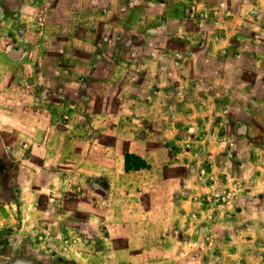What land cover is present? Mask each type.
<instances>
[{"label":"crops","instance_id":"1","mask_svg":"<svg viewBox=\"0 0 264 264\" xmlns=\"http://www.w3.org/2000/svg\"><path fill=\"white\" fill-rule=\"evenodd\" d=\"M9 2L1 3L0 15V62L6 57L15 67L12 83L0 77L7 101L16 107L51 101L49 92L35 95L36 86L53 88L55 73H70L69 86L80 90L78 97L62 95L71 106L65 116L78 120L83 112L108 122L124 104L138 127L129 136L118 122L106 125L117 134L118 152L127 134L130 147L121 149V164L100 163L97 172L150 170L163 179L151 185L168 205L153 212L167 217L164 231L186 239L189 263L264 264V135L255 139L250 127L244 143L233 140V105H264L257 81L264 74V0ZM170 23L176 26L167 29ZM72 130L55 126L46 134L63 137L61 150ZM157 151L166 158L156 161ZM126 152L148 159V166L127 170ZM60 184L69 189L67 180Z\"/></svg>","mask_w":264,"mask_h":264},{"label":"rangeland","instance_id":"2","mask_svg":"<svg viewBox=\"0 0 264 264\" xmlns=\"http://www.w3.org/2000/svg\"><path fill=\"white\" fill-rule=\"evenodd\" d=\"M175 26L170 23L167 29ZM98 29L101 34L116 35L113 28ZM129 41L131 36H126L127 44ZM56 47L60 48L59 43ZM14 68L2 57L0 77L8 76L7 82L12 83ZM71 77L70 73H55L53 88H43L44 82H39L35 95L49 92L53 98L31 107H16L7 101V89L0 87V264H191V255L182 246L184 237L176 231H164L167 217L153 212L168 205L163 196L159 197L161 189L153 190L151 185L157 181L160 187L163 179L150 170L141 175L122 172L120 177L107 168L97 172L100 163L111 166L114 162L117 167L120 159L121 164V149L130 147L131 137L127 136L135 125L123 112L124 104L109 115L108 122L100 116L90 120L83 112L77 115L81 116L78 120L65 116L71 106L64 103L62 95L78 97L80 90L69 86ZM257 81L259 94L264 96V74ZM239 106L233 105V140L244 143V133L250 127L257 133L254 138L260 140L264 135V105H256L259 108L255 110ZM117 122L120 132L128 133L122 139L125 142L119 144L120 152L117 134L106 132L107 126ZM55 126L73 129L61 150L57 144L63 137L46 134ZM109 128L111 133L117 132ZM154 156L156 161L166 158L159 151ZM47 157L52 166L46 171L42 165ZM92 162L94 176L85 181L83 173L90 171L86 167ZM62 180L68 181L66 192Z\"/></svg>","mask_w":264,"mask_h":264},{"label":"trees","instance_id":"3","mask_svg":"<svg viewBox=\"0 0 264 264\" xmlns=\"http://www.w3.org/2000/svg\"><path fill=\"white\" fill-rule=\"evenodd\" d=\"M125 160V167L127 170L139 169L148 166V163L145 162V159L142 156L133 152H127L125 154Z\"/></svg>","mask_w":264,"mask_h":264}]
</instances>
